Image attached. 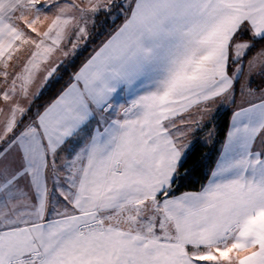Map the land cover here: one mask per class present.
I'll use <instances>...</instances> for the list:
<instances>
[{
  "label": "snow or ice",
  "instance_id": "obj_1",
  "mask_svg": "<svg viewBox=\"0 0 264 264\" xmlns=\"http://www.w3.org/2000/svg\"><path fill=\"white\" fill-rule=\"evenodd\" d=\"M0 264H264V0H0Z\"/></svg>",
  "mask_w": 264,
  "mask_h": 264
},
{
  "label": "trees",
  "instance_id": "obj_2",
  "mask_svg": "<svg viewBox=\"0 0 264 264\" xmlns=\"http://www.w3.org/2000/svg\"><path fill=\"white\" fill-rule=\"evenodd\" d=\"M87 55V52L84 54ZM84 57H81V60ZM63 83V82H62ZM53 93L49 91L45 94L44 98L40 101V103L47 102L48 99L51 98ZM230 115V109L223 111L218 119L216 120V127L218 130V137H216V143H208L205 145L204 143H197V151L196 156L200 157V162L196 165V169L190 172L186 177H184L179 183V192L185 190H193L198 189L201 184L206 182V179L214 165L216 152L218 146L220 145L219 141L223 140L226 130L228 127V119ZM189 164H185L184 168H188ZM184 168L181 169V172L184 171Z\"/></svg>",
  "mask_w": 264,
  "mask_h": 264
},
{
  "label": "crops",
  "instance_id": "obj_3",
  "mask_svg": "<svg viewBox=\"0 0 264 264\" xmlns=\"http://www.w3.org/2000/svg\"><path fill=\"white\" fill-rule=\"evenodd\" d=\"M227 109H230V115H231V108H230V107H227V106H219L216 120L218 119L219 115H220L223 111H225V110H227ZM230 115H229V118H230ZM215 123H216V121H215ZM228 126H229V119H228ZM227 130H228V127H227ZM227 130H226V132H227ZM206 134H207V133H206V130L197 133V134H196V135H197V138H198L197 143H203V139L206 137ZM219 147H220V145L218 146V149H219ZM218 149H217V152H216L215 160L217 159V156H218ZM214 162H215V161H214ZM213 166H214V165H213ZM212 168H213V167H212Z\"/></svg>",
  "mask_w": 264,
  "mask_h": 264
}]
</instances>
